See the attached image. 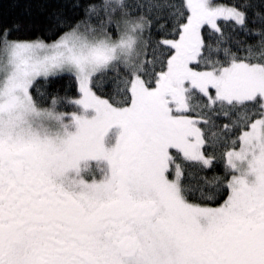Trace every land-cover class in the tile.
<instances>
[{"label": "snow or ice", "instance_id": "1", "mask_svg": "<svg viewBox=\"0 0 264 264\" xmlns=\"http://www.w3.org/2000/svg\"><path fill=\"white\" fill-rule=\"evenodd\" d=\"M0 264H264V0H0Z\"/></svg>", "mask_w": 264, "mask_h": 264}]
</instances>
